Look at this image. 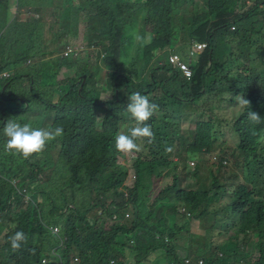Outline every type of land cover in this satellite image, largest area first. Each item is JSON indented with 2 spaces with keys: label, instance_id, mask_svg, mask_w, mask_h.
I'll use <instances>...</instances> for the list:
<instances>
[{
  "label": "trees",
  "instance_id": "trees-1",
  "mask_svg": "<svg viewBox=\"0 0 264 264\" xmlns=\"http://www.w3.org/2000/svg\"><path fill=\"white\" fill-rule=\"evenodd\" d=\"M49 2L0 0V18L12 3L40 12ZM75 2L57 6L56 22H20L12 14L0 30V74L9 75L0 78V264H264V123L247 119L248 111L264 119V0ZM143 13L141 53L130 55V30ZM74 16L87 24L94 59L80 61L82 49L73 47ZM179 23L190 32L186 47L206 48L174 52ZM166 50L167 62L160 58ZM174 53L192 69L191 80L170 65ZM63 71L68 76L60 79ZM109 90L112 97L103 98ZM134 92L159 106L147 122L155 141L125 154L115 136L135 126L126 111ZM198 103L203 119L181 161H171L165 148L182 139L184 107ZM9 119L61 125L64 135L24 159L5 151ZM226 129L237 139L234 150ZM215 151L222 156L206 160ZM226 154L233 167L225 166ZM193 222L203 239L196 249ZM17 231L27 240L13 251L9 238ZM255 238L257 254L246 249Z\"/></svg>",
  "mask_w": 264,
  "mask_h": 264
},
{
  "label": "rangeland",
  "instance_id": "rangeland-1",
  "mask_svg": "<svg viewBox=\"0 0 264 264\" xmlns=\"http://www.w3.org/2000/svg\"><path fill=\"white\" fill-rule=\"evenodd\" d=\"M124 1L125 2H130L131 0H124ZM136 1L144 2L145 0H136ZM195 1H198V2H201V3L204 4V0H195ZM68 3L70 5L72 3L76 4L77 2H75V0H74V2L70 1V0H51V3L48 4L47 6L43 7L40 12H33L32 10L28 11V9H25V5H22V6L18 7L17 4L14 5L12 3L13 7L11 8V10L4 15V18H0V30L5 27L6 23H9L11 21L13 15L16 16L17 20H19L20 22L32 21L34 18H37L39 16H43V21L50 22V23L56 22L57 19H58V16L56 15L57 12H58L57 11V6L58 5L60 6L62 4L68 5ZM201 6H202V4H200V5L198 4L196 8L197 9L201 8ZM195 12H197V11H195ZM178 13H179V10H178L177 15H176L177 18L180 15ZM202 13H203V11L199 12V14H202ZM143 17H144V13L140 15V18H139V20L136 21L134 28L130 30V36L133 39L132 40L133 44L129 48V54L130 55L131 54L133 55L136 52L137 53H141L140 44L142 43V40H141L140 27H141V23H142V18ZM191 17L192 16H189L188 20ZM74 19L75 20L72 21V23H71V27H73V29L77 28L78 32H77V34H75L73 36V41L71 39L72 44L74 45L73 47H75V48L79 47L80 49H82V51H80L81 53L79 55L80 61L83 62L84 60H86V61L90 60V55L91 54H92L91 58L94 59L95 57L98 56V52L96 51V49H93V50L90 51L86 47L87 42L85 41V37H86L85 33H86V29H87V27H86L87 24H86V22H83L84 18H82V22L79 19L78 23L76 21L77 20V16H74ZM179 26H180V28H178V30H181V31L176 36V38H175L176 40L174 42V45L177 46V47L174 46L173 49L175 50L174 52H176V53L188 54L189 50H190V47H188V46L186 47L185 46L186 44H184V40L185 41L189 40L190 32H189V30L183 31L182 28H181V23H179ZM220 51L225 52L226 56L230 55L228 52L224 51L223 48H220ZM160 58H164L166 60V62H167V59H168L167 50L163 54L160 55ZM98 61H100V60H98ZM26 66L32 67V63H30V64L28 63ZM139 75H140V72L137 75H133V77H138ZM67 76H68V72L67 71H63L61 76H60V79H64ZM0 78H3V77L0 75ZM102 97L110 99L112 97L111 90L107 91ZM0 100H1V97H0ZM8 104L11 107H13V108L15 107V104L13 105L12 102H8ZM35 106H36V104H35ZM196 107H198V108H196ZM196 107L195 106H187V108L184 107L183 119L181 120V125L179 127V132H178L181 135L182 139H180L179 144L176 143V144L170 145V147H173V151L171 153H168V158L171 161H174V162H177L178 160L181 161V158L184 157L183 155L185 154V151H186V144L193 140L192 133L195 130L196 122L198 120H200V119H203V115L201 113L202 112V103H198L196 105ZM238 110L239 109H237V112H238ZM232 112H234V111L231 110V116L233 114ZM237 112H236V114H237ZM226 133H227V140H228L229 150H231V149L234 150L235 145L237 143V139H236L235 135L232 134V132H228V129H226ZM216 154H218V155H216ZM13 155H15V154H13ZM213 155L207 154L205 156L206 160L216 161L222 156V155L219 156L218 151H215V153ZM225 158H226L225 160L227 162V164H225V166L226 167H233L234 164H233L232 157L230 155L226 154ZM189 165H190V167L192 169H194L195 167H197V162L190 161ZM182 170H183V165H181V168H180V171H182ZM185 173H186V171H184L182 176L185 177ZM134 177H135L134 171L130 170L128 181H132L134 179ZM167 181H169V180H166V182ZM183 185H185V181H184ZM109 225H110V223H108L107 226H109ZM192 231H193V233H196L197 235L195 236V242L192 243L191 249H196V247H201V244L203 243L202 234L200 233L201 231H200V228L198 227L197 222H193ZM257 239L258 238L249 239L248 240L250 242V244H249L248 248H246V249L248 251L252 252L253 254H257L258 253L257 252L258 251ZM241 243L242 242H239L237 245H232L231 246L232 251H234V249H236L237 247L238 248L242 247V246H240ZM198 254H202V253L198 251ZM153 256L157 257V254H153ZM194 256H200V255H194ZM230 257H232V255H230ZM224 258H225V261H228V259H229L228 257H224ZM231 259H233V257ZM143 264H150V262L149 261H145V262H143Z\"/></svg>",
  "mask_w": 264,
  "mask_h": 264
},
{
  "label": "clouds",
  "instance_id": "clouds-1",
  "mask_svg": "<svg viewBox=\"0 0 264 264\" xmlns=\"http://www.w3.org/2000/svg\"><path fill=\"white\" fill-rule=\"evenodd\" d=\"M128 99L126 111L135 122V126L130 129L129 134H116L115 148L125 154L139 153L143 150L142 145L145 142L151 144L155 141V134L147 122L158 111L159 106L150 102L149 97L140 92L132 93ZM236 101L241 107H250V101L243 96H237ZM247 119L255 124L264 123V119L252 111L247 112ZM3 135L7 138L5 151L28 159L42 152L48 142L61 138L64 135V128L61 125L52 128H33L30 123L21 125L16 119H9L3 127ZM260 141H264V135L260 136ZM165 151L171 153L173 147H166ZM9 240L13 251H17L21 244L26 242L27 237L24 232L17 231Z\"/></svg>",
  "mask_w": 264,
  "mask_h": 264
},
{
  "label": "built area",
  "instance_id": "built-area-1",
  "mask_svg": "<svg viewBox=\"0 0 264 264\" xmlns=\"http://www.w3.org/2000/svg\"><path fill=\"white\" fill-rule=\"evenodd\" d=\"M206 44L205 43H198L196 42L194 44V48H192V50H190V54L189 55H195L196 50H203L206 48ZM71 52H73L72 49H68L67 52H65V55H69ZM169 63L171 66L175 67L176 69H178L180 71V73L182 74V76L187 79V80H191L193 77V71L192 69L188 66V64L183 60V57L174 53V54H170L169 56ZM2 77H8L9 75L7 73H3L0 74ZM14 185H17V181L14 182ZM27 189H24L23 192H26ZM11 200V199H10ZM30 197L26 196V200L25 203H29L30 202ZM60 231V229L58 227L54 228V234H58ZM78 261V260H77ZM45 262V260H44ZM186 264H190L191 260L187 259L185 260ZM199 264H203L202 261H199Z\"/></svg>",
  "mask_w": 264,
  "mask_h": 264
},
{
  "label": "water",
  "instance_id": "water-1",
  "mask_svg": "<svg viewBox=\"0 0 264 264\" xmlns=\"http://www.w3.org/2000/svg\"><path fill=\"white\" fill-rule=\"evenodd\" d=\"M211 65H212V63L210 62V65H209V68L211 67ZM208 68V69H209ZM83 83H82V85H81V87H80V92H81V90H82V88H83V85L85 84V82L87 81V76H84L83 77ZM78 81H81V78L79 77V79H78Z\"/></svg>",
  "mask_w": 264,
  "mask_h": 264
}]
</instances>
